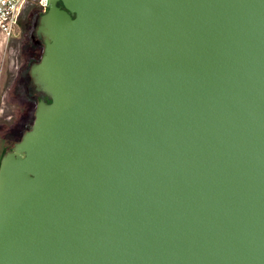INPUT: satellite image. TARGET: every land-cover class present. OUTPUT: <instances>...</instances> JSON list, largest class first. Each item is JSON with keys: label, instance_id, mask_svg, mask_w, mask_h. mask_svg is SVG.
Returning <instances> with one entry per match:
<instances>
[{"label": "water", "instance_id": "obj_1", "mask_svg": "<svg viewBox=\"0 0 264 264\" xmlns=\"http://www.w3.org/2000/svg\"><path fill=\"white\" fill-rule=\"evenodd\" d=\"M49 5L0 264H264V0Z\"/></svg>", "mask_w": 264, "mask_h": 264}, {"label": "rangeland", "instance_id": "obj_2", "mask_svg": "<svg viewBox=\"0 0 264 264\" xmlns=\"http://www.w3.org/2000/svg\"><path fill=\"white\" fill-rule=\"evenodd\" d=\"M29 11L32 16L29 20L26 14L27 20L20 16L13 35L8 38L4 49V74L0 77L2 80L0 83V137L7 140L9 145L0 151V160L3 154L14 146L11 142L20 140L25 131L32 126L39 100L38 96L31 95L34 89L31 86L34 81L30 68L32 63L40 59L44 50V41L37 35L42 12L35 13V8H30L26 13ZM34 45L37 48H34ZM26 57L28 60L23 66Z\"/></svg>", "mask_w": 264, "mask_h": 264}, {"label": "clouds", "instance_id": "obj_3", "mask_svg": "<svg viewBox=\"0 0 264 264\" xmlns=\"http://www.w3.org/2000/svg\"><path fill=\"white\" fill-rule=\"evenodd\" d=\"M28 2L29 0H3V2H0V77H3L4 74V49L8 43V37L10 36V28L13 23L19 21L20 15L23 14L24 7ZM44 3L45 6H50L47 4V0H44ZM0 83H2V80H0ZM11 144H14V149L7 151V154L13 153L16 150L17 144L15 142H11ZM8 145L9 142L3 139V137H0V151ZM6 155L3 156L2 162H0V168H2Z\"/></svg>", "mask_w": 264, "mask_h": 264}, {"label": "flooded vegetation", "instance_id": "obj_4", "mask_svg": "<svg viewBox=\"0 0 264 264\" xmlns=\"http://www.w3.org/2000/svg\"><path fill=\"white\" fill-rule=\"evenodd\" d=\"M27 10H30V8H28ZM26 10V11H27ZM26 11H25V9H24V12H23V14H22V17H23V19L25 18V14H26V18L29 20L30 19V16H32V14H31V11H29L28 13H26ZM41 11V10H40ZM33 12V11H32ZM43 12V11H42ZM34 13V12H33ZM25 18V19H26ZM26 19V20H27ZM38 35V37H39V39H43L44 40V38H43V36H40L39 34H37ZM27 40V39H26ZM31 46V45H30ZM32 46H33V44H32ZM34 48H37L35 45H34ZM43 54V53H42ZM42 56V55H41ZM28 57H26L25 58V60H24V65L23 66H25L26 65V61L28 60L27 59ZM40 59H41V57H40ZM39 59V60H40ZM39 60H37V61H39ZM37 61H35V62H37ZM33 64V63H32ZM32 88H34L33 89V91L31 92V95L33 96V97H36V96H38L39 97V100L41 99V98H43V96H45V98L47 99V100H50L49 99V97L47 96V95H45V93H43L42 91H39L38 89H37V86H36V84L33 82V85L31 86ZM38 100V101H39Z\"/></svg>", "mask_w": 264, "mask_h": 264}, {"label": "built area", "instance_id": "obj_5", "mask_svg": "<svg viewBox=\"0 0 264 264\" xmlns=\"http://www.w3.org/2000/svg\"><path fill=\"white\" fill-rule=\"evenodd\" d=\"M0 2H3V0H0ZM49 3H50V0H47L48 5H49ZM29 4H37L41 11H46L49 7V6H45L44 0H29L27 5H29ZM27 5L24 7V9L27 7ZM16 24H17V22L12 24V26L10 28V36L8 38H10L13 35L14 28H15Z\"/></svg>", "mask_w": 264, "mask_h": 264}, {"label": "trees", "instance_id": "obj_6", "mask_svg": "<svg viewBox=\"0 0 264 264\" xmlns=\"http://www.w3.org/2000/svg\"><path fill=\"white\" fill-rule=\"evenodd\" d=\"M28 8H35V13H37L38 11L39 12H42V11H40V9H39V7H38V5L37 4H29V5H27V7L25 8V11L28 9ZM31 128V127H30ZM28 130V129H27ZM26 130V131H27Z\"/></svg>", "mask_w": 264, "mask_h": 264}]
</instances>
